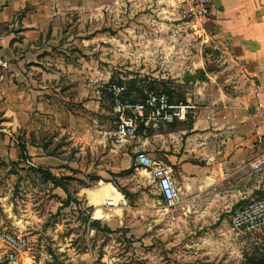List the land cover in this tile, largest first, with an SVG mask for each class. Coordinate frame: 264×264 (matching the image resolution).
<instances>
[{"label":"rangeland","instance_id":"obj_1","mask_svg":"<svg viewBox=\"0 0 264 264\" xmlns=\"http://www.w3.org/2000/svg\"><path fill=\"white\" fill-rule=\"evenodd\" d=\"M191 10L189 0H120L110 11L99 7L86 17L79 15L82 20L72 29L76 59L94 69L98 83L103 77L107 87L124 85L129 98L162 91L172 103L185 104L189 83L204 79L195 68L196 47L206 70L208 61L211 71L215 61L228 65L204 30L205 20L197 26ZM119 31L136 41L131 47L139 53L118 58V46L103 42V34L123 38ZM156 48L161 52H150ZM106 109L111 113L110 100ZM81 118L90 130L85 138L72 144L66 133L53 131L39 140L47 155L60 158L57 169L29 159H0V227L25 235L35 264L264 263V235L230 227L231 213L242 202L211 191L199 201L166 208L148 173L133 167L136 154H128L131 170L119 171L126 174L105 169L111 149L121 145L127 152L137 138L146 137L141 129L136 139L122 141L114 135L113 117H96L107 120L101 122L105 128ZM108 200L116 206L108 208Z\"/></svg>","mask_w":264,"mask_h":264},{"label":"crops","instance_id":"obj_2","mask_svg":"<svg viewBox=\"0 0 264 264\" xmlns=\"http://www.w3.org/2000/svg\"><path fill=\"white\" fill-rule=\"evenodd\" d=\"M119 2L0 0V159L19 161L24 145L33 164L57 169L60 158L47 155L39 141L46 132L66 133L73 144L90 131L81 117L105 128L107 120L96 117H113L106 109L108 81L101 77L98 83L92 67L79 65L72 29L79 15L99 7L110 11ZM203 24L228 65L215 61L211 71L208 61L206 70L196 47L195 68L204 79L189 83L186 119L148 129L127 152L114 147L105 169L118 174L130 167L128 154L144 153L171 169L180 203L199 201L211 191L228 201H264V168L249 167L264 154V0H213ZM118 34L123 38L103 34V42L118 46V58L135 56L136 41Z\"/></svg>","mask_w":264,"mask_h":264},{"label":"built area","instance_id":"obj_3","mask_svg":"<svg viewBox=\"0 0 264 264\" xmlns=\"http://www.w3.org/2000/svg\"><path fill=\"white\" fill-rule=\"evenodd\" d=\"M189 1L197 26L211 16L213 0ZM107 93L114 119V135L122 141L135 139L139 129L146 136L150 128L183 122L191 109L188 104L172 103L169 96L161 91H145L139 99H132L127 97L124 85L113 84L108 86ZM133 167L148 173L166 208H175L180 203V191L169 167L144 153H136ZM249 167L253 172H260L264 168V154L251 161ZM106 206L115 207V201L108 200ZM229 224L238 233L264 235V201L242 202L232 211ZM0 248V264H35L29 240L19 231L9 232L0 227Z\"/></svg>","mask_w":264,"mask_h":264},{"label":"trees","instance_id":"obj_4","mask_svg":"<svg viewBox=\"0 0 264 264\" xmlns=\"http://www.w3.org/2000/svg\"><path fill=\"white\" fill-rule=\"evenodd\" d=\"M162 92V91H161ZM165 93V92H164ZM167 95H168V93H166ZM169 96V95H168ZM170 98V97H169ZM171 100V99H170ZM19 149H20V151H21V156H20V160H27L28 159V157H27V153H26V149H25V146L24 145H19ZM43 149H45V146H43ZM129 170H131V167H130V169ZM127 172H129V171H122L121 173H118V176H120L121 174H126ZM49 176L52 178V180H53V183L56 181V179L53 177V176H51L50 174H49ZM54 184H56V183H54ZM264 264V263H263Z\"/></svg>","mask_w":264,"mask_h":264}]
</instances>
